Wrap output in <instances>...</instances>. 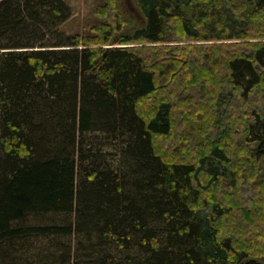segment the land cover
Masks as SVG:
<instances>
[{"label": "trees", "instance_id": "16d2710c", "mask_svg": "<svg viewBox=\"0 0 264 264\" xmlns=\"http://www.w3.org/2000/svg\"><path fill=\"white\" fill-rule=\"evenodd\" d=\"M102 1L0 0V264H264V0Z\"/></svg>", "mask_w": 264, "mask_h": 264}, {"label": "rangeland", "instance_id": "374dc122", "mask_svg": "<svg viewBox=\"0 0 264 264\" xmlns=\"http://www.w3.org/2000/svg\"><path fill=\"white\" fill-rule=\"evenodd\" d=\"M73 8V16L69 22L62 26V30L68 34L87 33L88 27L94 24L97 17L94 9L103 4L102 0H66ZM122 7L134 17H139L134 0H119ZM91 24V25H90Z\"/></svg>", "mask_w": 264, "mask_h": 264}]
</instances>
